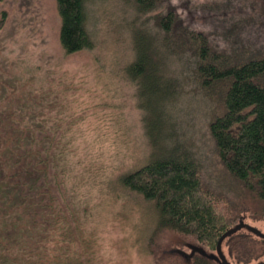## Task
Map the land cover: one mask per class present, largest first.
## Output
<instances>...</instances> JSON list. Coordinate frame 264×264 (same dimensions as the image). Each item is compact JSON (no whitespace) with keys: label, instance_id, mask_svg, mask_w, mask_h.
<instances>
[{"label":"rangeland","instance_id":"obj_1","mask_svg":"<svg viewBox=\"0 0 264 264\" xmlns=\"http://www.w3.org/2000/svg\"><path fill=\"white\" fill-rule=\"evenodd\" d=\"M227 1L163 0L158 9L172 7L177 25L206 33L213 49H238L236 42L244 41L229 28L246 17L237 33L249 38L261 54L262 0L244 17L230 18L231 10L221 9L217 25L213 8ZM89 17L95 46L66 52L56 0H0V91L21 98L46 123L61 126L70 165L67 186L73 194L76 190V200L89 205L91 215L83 217L99 241L101 264H188L161 255L175 248L186 257L194 250L210 252L179 232L156 230L153 203L116 181L146 151L155 156L188 154L214 189L246 204L241 215L264 231V218L250 215L253 193L224 167L210 133V121L223 110L221 91L216 92L221 85L199 81L186 46L168 61L161 59L169 72L157 73L154 88L148 78L131 80L124 73L125 64L134 58L131 27L145 16L131 0H93ZM218 253L230 264H256L235 260L224 242ZM262 260L257 264H264Z\"/></svg>","mask_w":264,"mask_h":264},{"label":"trees","instance_id":"obj_2","mask_svg":"<svg viewBox=\"0 0 264 264\" xmlns=\"http://www.w3.org/2000/svg\"><path fill=\"white\" fill-rule=\"evenodd\" d=\"M92 1L56 0L59 36L66 52L95 46L89 28ZM131 1L145 17L131 27L134 58L125 64V75L137 82L148 78L153 87L159 71L168 75V58L178 54L181 46L189 48L199 81L221 85L216 92L221 91L224 108L209 123L218 156L253 193L250 215L264 218V51L259 54L249 38L237 33L248 20L245 11L260 1L228 0L213 8L217 25L216 13L221 9L231 10L227 11L230 18L244 17L229 28V33L244 41L236 42L238 49H213L206 33L177 25L172 7L159 10L163 0ZM149 18L152 25L146 23ZM163 57L166 61L161 62ZM62 134L59 124L46 123L21 98L0 91V264H101L99 241L85 224L84 217L91 215L89 205L76 200V190L73 194L67 186L70 165ZM172 152L155 156L146 151L116 179L120 186L153 203L156 230L179 232L210 251L194 250L186 257L175 248L161 258L225 264L218 253V244L224 242L235 260L264 262V231L243 218L246 204L214 189L188 154ZM240 222L245 223L238 226Z\"/></svg>","mask_w":264,"mask_h":264},{"label":"water","instance_id":"obj_3","mask_svg":"<svg viewBox=\"0 0 264 264\" xmlns=\"http://www.w3.org/2000/svg\"><path fill=\"white\" fill-rule=\"evenodd\" d=\"M245 222H240L239 224H238V226H241L242 224H244ZM249 225V224H248ZM259 232H261L260 230H259ZM262 233V232H261ZM220 243L218 244V250L220 251ZM221 256V255H220ZM222 258V257H221ZM222 260L224 261V263L225 264H230L227 260H225L224 258H222Z\"/></svg>","mask_w":264,"mask_h":264}]
</instances>
